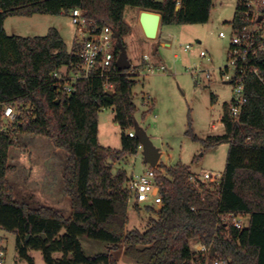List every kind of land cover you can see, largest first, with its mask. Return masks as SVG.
Returning <instances> with one entry per match:
<instances>
[{
    "label": "trees",
    "instance_id": "trees-1",
    "mask_svg": "<svg viewBox=\"0 0 264 264\" xmlns=\"http://www.w3.org/2000/svg\"><path fill=\"white\" fill-rule=\"evenodd\" d=\"M212 6V0H181L179 9L174 0H0V229L14 234L17 255L27 264H34L29 249L40 251L45 264H117L112 252L119 249L135 264H194L201 253L192 250L193 240L209 248V259L264 264V56L256 63L263 81L250 73L246 77L238 120L230 117L229 104L224 103L223 135L202 140L190 122L185 131L207 150L228 144L219 186L214 191L205 184L196 188L188 180L187 166L159 165L155 170L161 175L162 206L157 210L146 206L157 217L148 219L143 232L127 231L128 175L124 170L113 173L112 168L114 161L136 155L139 141L122 133L120 149L101 146L98 113L113 108L114 123L122 130L135 126V77L127 74L129 70H114L108 78L111 95L100 77L80 80L74 93L61 94L50 75L75 59L59 32L49 28L44 36L20 37L4 30L8 17L58 16L81 8L89 19L110 26L123 39L130 31L124 21L127 7L158 13L160 26H169L207 23ZM232 22L236 27L242 24L239 8ZM8 105L27 113L5 128L1 118ZM16 134L46 137L68 154L61 177L69 217L15 199L7 177L14 171L8 152ZM227 213L245 217V228H225L220 215ZM82 237L105 243L106 251L86 255ZM57 252L60 259L52 256Z\"/></svg>",
    "mask_w": 264,
    "mask_h": 264
},
{
    "label": "rangeland",
    "instance_id": "rangeland-1",
    "mask_svg": "<svg viewBox=\"0 0 264 264\" xmlns=\"http://www.w3.org/2000/svg\"><path fill=\"white\" fill-rule=\"evenodd\" d=\"M212 2L207 23L165 27L170 35L169 47H157L153 43L156 42L158 34L155 39H142L138 22L141 10L133 7L125 9L124 21L130 31L122 41L131 66L141 63L143 56L151 54L157 47V66L166 67L164 73L136 77L138 84L133 88L136 95L135 126L142 129L153 146L162 153L157 166L174 167L183 164L190 168L191 173L196 174L203 171L220 174L224 171L228 144L207 150L200 143L192 142L185 136L189 122L193 133L201 139L222 133L223 105L229 104L232 99V86L221 80L219 70L226 63L230 44V23L234 19L237 0ZM49 28H57L63 34L67 50L70 51L75 27L67 14L58 16L36 14L30 18L13 16L6 21L8 36H44ZM220 32L224 33V38L219 37ZM186 45H189L190 49L185 52L183 48ZM202 51L205 57L200 56ZM141 93L147 94L153 100L152 111H148L147 106L142 105ZM210 93L215 95L213 104L210 103ZM144 112L147 113L143 117ZM20 113L26 114L27 109L20 110L15 107L14 116L2 117L1 125L10 128ZM133 129L134 126L122 130L114 123L113 108H103L98 113L97 137L99 144L105 148L120 149L122 133L127 134ZM14 138L15 144L8 152V163L14 167V171L8 175L7 180L13 189L15 199L30 208L44 206L53 208L52 206L58 204L64 211L61 199L57 196L59 194L62 196L64 192L61 172L68 154L63 150L56 151L46 137L16 134ZM147 166L141 151H138L136 155H126L114 161L112 172L124 170L130 175L132 172L141 173ZM206 187L209 190L214 189L209 184ZM127 216L125 230L135 229L140 232L146 229L150 217H157L155 213L148 212L146 206L141 204L135 209L132 203H128ZM241 217L243 225H247L246 218ZM1 235L6 242L5 264H27L17 255L14 234L2 230ZM80 241L84 253L88 256L106 251V244L103 242L86 237H82ZM197 243L199 242L196 240L191 242L192 250ZM112 254L117 264H135L123 255L122 249L113 251ZM28 255L34 264H45L40 251L29 249ZM52 256L60 259L62 254L57 252ZM196 257L199 261L194 264H200L202 259L205 261L204 264H215L216 261L209 259L208 253Z\"/></svg>",
    "mask_w": 264,
    "mask_h": 264
},
{
    "label": "built area",
    "instance_id": "built-area-1",
    "mask_svg": "<svg viewBox=\"0 0 264 264\" xmlns=\"http://www.w3.org/2000/svg\"><path fill=\"white\" fill-rule=\"evenodd\" d=\"M174 1L176 8L179 9L181 0ZM236 8L240 10L242 24L236 27L233 22L230 23L231 34L226 63L219 72L221 80L232 86L229 115L232 119L238 120L244 101L247 75L253 74L263 81L256 63L260 57L264 56V0H237ZM66 14L75 27V36L69 51L75 60L51 73L50 77L55 83L57 91L70 95L74 93L78 81L94 77L105 79L104 90L112 91L113 85L108 82V78L114 70H117L115 31L108 25H100L89 19L81 8H73ZM219 37L224 38V33L220 32ZM189 49V45L183 48L185 52ZM200 56L205 57V53L200 52ZM164 72H166L165 66H155L149 57L144 55L142 62L131 66L127 74L131 77L141 78L140 76L145 77ZM15 107V105L5 106L2 117L14 116ZM127 135L130 138L135 137L133 130L129 131ZM138 151H142L140 144ZM155 169L147 166L141 173L132 172L128 175L125 183L129 196L128 203L157 208L162 206L161 182L159 181L161 175ZM221 176L222 173L214 174L203 171L200 174L191 173L188 180L196 188H199L200 184H209L215 189L219 186ZM214 189L210 191H214ZM220 221L225 228L233 226L242 230L246 226L242 223V217L235 213L220 215ZM1 231L0 229V264H5L6 242ZM194 250L201 254L209 252V248L200 243L194 245ZM215 264L224 263L215 261Z\"/></svg>",
    "mask_w": 264,
    "mask_h": 264
},
{
    "label": "water",
    "instance_id": "water-1",
    "mask_svg": "<svg viewBox=\"0 0 264 264\" xmlns=\"http://www.w3.org/2000/svg\"><path fill=\"white\" fill-rule=\"evenodd\" d=\"M161 16L158 13L142 10L139 13L138 22L141 27V30L144 36L147 39H155L158 33L160 26ZM117 40V45L119 48V54L116 61V67L118 71H126L131 68V63L128 60L126 47L123 44L122 39L118 34H115ZM109 95L112 94V91L107 92ZM59 100H57L58 102ZM135 137L138 139L139 144L142 147V157L149 167L156 168L160 158V152L156 149L151 143L149 137L146 133L134 126Z\"/></svg>",
    "mask_w": 264,
    "mask_h": 264
},
{
    "label": "crops",
    "instance_id": "crops-1",
    "mask_svg": "<svg viewBox=\"0 0 264 264\" xmlns=\"http://www.w3.org/2000/svg\"><path fill=\"white\" fill-rule=\"evenodd\" d=\"M157 1H160V0H157ZM9 18H11V17H8L5 21H4V30H5V32H6V21L9 19ZM30 18V17H29ZM140 26V25H139ZM165 27H167V26H159V29H158V37H157V40H156V42H153V43H155V45L158 47V46H160V47H169V45H170V35L168 34V32H166V29H165ZM56 30L59 32V34L61 35V37H62V39H63V34L56 28ZM140 31H141V38L142 39H147L145 36H144V34H143V32H142V30H141V27H140ZM7 34V33H6ZM63 41H64V39H63ZM147 41V40H146ZM64 43H65V41H64ZM65 45H66V43H65ZM67 46V45H66ZM157 47L155 48V51L154 52H152L151 54H146V56H148L149 57V59H150V61L155 65V66H157V58H156V52H157ZM140 64V63H139ZM138 84V83H137ZM136 84V85H137ZM143 85V84H142ZM132 93H133V102H134V98H135V94H134V92H133V90H132ZM211 97H212V99H211ZM141 100H142V105L143 106H147V110L148 111H152L153 110V100L150 98V96H148L147 94H145V93H141ZM215 102V95L214 94H212V93H210V103L211 104H213ZM134 105H135V103H134ZM135 108H136V106H135ZM103 109V108H102ZM146 113L147 112H144L143 114H145L146 115ZM115 115V114H114ZM221 119H222V117H221ZM221 123H222V121H221ZM222 125H223V123H222ZM224 134V130H223V132L222 133H220V134H217V135H208L207 137H209V136H221V135H223ZM206 137V138H207ZM199 138V137H198ZM206 138H204V139H206ZM201 139V138H200ZM204 139H202V140H204ZM56 151H59V149H56ZM159 151V150H158ZM160 152V151H159ZM161 155H162V153L160 152V158H161ZM201 155H202V153H201ZM160 158H159V160H160ZM187 166V165H186ZM64 168V167H63ZM63 171V170H62ZM189 171H190V168H189ZM191 172V171H190ZM62 173V172H61ZM62 178V177H61ZM62 190H63V187H62ZM63 196V197H62ZM58 195L57 196V198H59V199H61V202H62V204H63V207L65 208V209H63L64 211H62V209H60L61 208V206L60 205H54V206H52L54 209H56V210H58V211H60L62 214H63V216L64 217H69V214H70V202H69V198L64 194V192H63V195ZM49 197H51L50 195H49ZM52 198H55L54 196H52Z\"/></svg>",
    "mask_w": 264,
    "mask_h": 264
}]
</instances>
